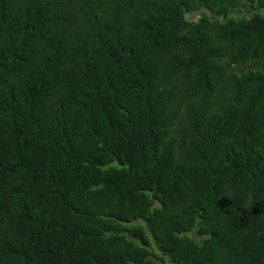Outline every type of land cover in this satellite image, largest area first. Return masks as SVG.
I'll list each match as a JSON object with an SVG mask.
<instances>
[{
    "label": "trees",
    "instance_id": "16d2710c",
    "mask_svg": "<svg viewBox=\"0 0 264 264\" xmlns=\"http://www.w3.org/2000/svg\"><path fill=\"white\" fill-rule=\"evenodd\" d=\"M264 264V0H0V264Z\"/></svg>",
    "mask_w": 264,
    "mask_h": 264
},
{
    "label": "rangeland",
    "instance_id": "374dc122",
    "mask_svg": "<svg viewBox=\"0 0 264 264\" xmlns=\"http://www.w3.org/2000/svg\"><path fill=\"white\" fill-rule=\"evenodd\" d=\"M155 260L159 263V264H174L172 263L169 259L166 258H155Z\"/></svg>",
    "mask_w": 264,
    "mask_h": 264
}]
</instances>
